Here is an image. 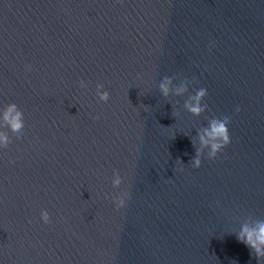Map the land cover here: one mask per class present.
<instances>
[{"label": "water", "instance_id": "obj_1", "mask_svg": "<svg viewBox=\"0 0 264 264\" xmlns=\"http://www.w3.org/2000/svg\"><path fill=\"white\" fill-rule=\"evenodd\" d=\"M13 104L0 264H264L237 239L264 221V0H0Z\"/></svg>", "mask_w": 264, "mask_h": 264}, {"label": "clouds", "instance_id": "obj_2", "mask_svg": "<svg viewBox=\"0 0 264 264\" xmlns=\"http://www.w3.org/2000/svg\"><path fill=\"white\" fill-rule=\"evenodd\" d=\"M170 81H165L161 85V91L165 96L169 95ZM183 91V89H181ZM205 90H201L195 97V105H189L190 111L194 115H200L202 112L201 103L206 97ZM102 99L107 100L108 95L105 94ZM229 120L214 121L210 129L200 137L201 144L205 148H210V158L216 159L230 144L231 137L229 131ZM0 126L8 127L13 132H19L24 127L23 113L20 112L16 105H9L3 111H0ZM9 143L6 134L0 133V147H7ZM195 166H202L201 159H196ZM119 183V181H117ZM45 223L49 221V215L45 211L42 213ZM237 239L241 244H244L251 251L255 252L256 259H264V221H258L252 225H244L237 235Z\"/></svg>", "mask_w": 264, "mask_h": 264}]
</instances>
